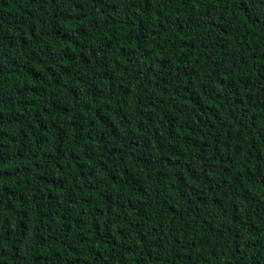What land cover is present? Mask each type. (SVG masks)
I'll use <instances>...</instances> for the list:
<instances>
[{
  "label": "trees",
  "instance_id": "trees-1",
  "mask_svg": "<svg viewBox=\"0 0 264 264\" xmlns=\"http://www.w3.org/2000/svg\"><path fill=\"white\" fill-rule=\"evenodd\" d=\"M0 264H264V0H0Z\"/></svg>",
  "mask_w": 264,
  "mask_h": 264
}]
</instances>
